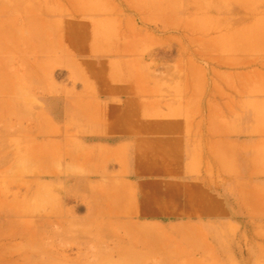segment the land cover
Returning <instances> with one entry per match:
<instances>
[{
    "label": "rangeland",
    "instance_id": "374dc122",
    "mask_svg": "<svg viewBox=\"0 0 264 264\" xmlns=\"http://www.w3.org/2000/svg\"><path fill=\"white\" fill-rule=\"evenodd\" d=\"M140 83L230 126L264 98V0H0V264H264V198L120 145Z\"/></svg>",
    "mask_w": 264,
    "mask_h": 264
},
{
    "label": "crops",
    "instance_id": "0c3cea01",
    "mask_svg": "<svg viewBox=\"0 0 264 264\" xmlns=\"http://www.w3.org/2000/svg\"><path fill=\"white\" fill-rule=\"evenodd\" d=\"M122 89L127 96L123 102L125 119L129 117L134 123L125 126L127 135L118 142L125 148L131 144L138 149L141 164L147 162V171L144 165L140 167L142 175L188 179L193 186L221 190L231 182L235 184L237 203L247 205V212L262 203L264 123L260 122L264 111L259 114L256 108L264 106L263 97L257 98L261 103L253 102L247 112L236 107L237 115L229 126L222 115L220 124L213 125L207 113L208 102L200 93L189 100L161 99L146 84ZM219 106L224 111L222 100ZM107 148L111 149L110 145ZM152 163L155 170L148 166Z\"/></svg>",
    "mask_w": 264,
    "mask_h": 264
}]
</instances>
